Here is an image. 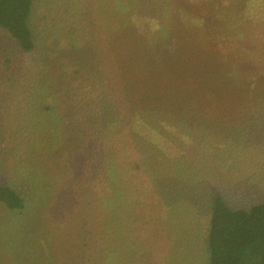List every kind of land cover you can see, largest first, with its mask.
Masks as SVG:
<instances>
[{
	"label": "trees",
	"instance_id": "16d2710c",
	"mask_svg": "<svg viewBox=\"0 0 264 264\" xmlns=\"http://www.w3.org/2000/svg\"><path fill=\"white\" fill-rule=\"evenodd\" d=\"M171 3L195 28L234 47L231 54L224 53L222 78L232 77L228 88L234 101L254 112L248 121L264 141V0H210L199 10L191 0H138L132 14L142 23L133 42L124 37L123 49L108 52L117 35L90 29L77 43L68 37L64 47L44 55L37 52L40 41L29 24L32 1L0 0V29L17 43L22 57L36 60L32 75L40 79L30 76V89H48L57 96L55 108L43 109L51 117L40 114L56 123L60 134L42 142L53 176L47 183L41 177L37 185L53 209L40 215L50 216L54 224L57 218L60 227L63 219L75 218L70 222L79 224L73 227L76 235L55 239L46 249L70 255L62 258L63 264H172L178 248H184L185 240L175 243L178 218L166 193L170 162L183 155L173 158L161 148L163 130L173 117L177 126L184 122L176 111L187 109L215 76L189 66L183 45L165 40L169 22L161 18ZM120 54L123 66L115 60ZM2 176L6 182L12 179ZM57 188L64 192L61 200L52 192ZM223 201L217 196L210 200L207 264H264V203L230 209ZM0 205L10 212L26 209L25 200L3 183ZM39 259L50 258L44 254ZM2 260L11 264L8 255L0 256V264Z\"/></svg>",
	"mask_w": 264,
	"mask_h": 264
},
{
	"label": "rangeland",
	"instance_id": "374dc122",
	"mask_svg": "<svg viewBox=\"0 0 264 264\" xmlns=\"http://www.w3.org/2000/svg\"><path fill=\"white\" fill-rule=\"evenodd\" d=\"M31 1L29 24L40 41L37 52L43 55L64 47L68 37L77 43L90 29L92 33L116 34L107 51L120 50L125 46V38L128 41L136 38L137 26L142 23L132 14L138 0ZM209 1L191 0L192 7L198 10ZM165 11L166 16L161 18L162 23L169 22L168 28L161 32L166 34L165 40L183 45L182 55L187 54L189 66L215 76L214 84L195 95L187 109L176 111L175 115L184 121L182 124L177 126L174 117L165 123L168 127L163 130L165 141L161 143L168 156L183 155L182 159L170 162L166 191L174 201L171 205H175L178 218L175 243L180 245L185 240L184 248H178L173 255L172 264H207L205 237L211 198H222L230 209H249L264 203V154L259 151H264L263 134L254 129V122L248 121L254 112L237 107L238 100L234 101V93L228 88L232 77L227 74L222 78L224 53L231 54L234 47L216 34L195 28L184 18L185 12L172 3ZM181 35L185 38H179ZM161 38L164 41V36ZM123 59V54L115 58L122 66ZM35 61L22 57L17 43L0 29V183L12 187L26 202L23 213L7 211L0 205V256L8 255L11 264L12 258L30 264H63L62 258L70 255L46 249L55 239L76 235L78 230L73 227L79 224L70 222L75 218L63 219L60 227L57 218L54 224L50 216L40 215L45 209L53 210L52 200L48 201L45 191L40 193L37 185L42 182L41 177L47 183L53 176L51 163L42 155L45 146L42 142L60 134L55 132L56 123L46 122L44 117L51 116L43 111L56 107L57 96L48 89V92L39 87L30 89V76L40 79L32 75ZM182 75L186 80L185 72ZM198 106L202 108H195ZM168 108L166 105L165 111ZM2 175L12 179L6 182ZM52 192L56 199L65 197L58 188ZM44 254L50 259L41 261L39 257Z\"/></svg>",
	"mask_w": 264,
	"mask_h": 264
}]
</instances>
